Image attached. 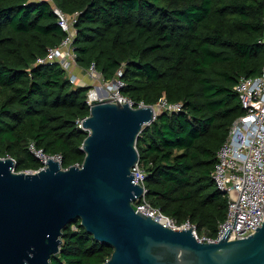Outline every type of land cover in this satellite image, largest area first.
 <instances>
[{"label": "trees", "instance_id": "trees-1", "mask_svg": "<svg viewBox=\"0 0 264 264\" xmlns=\"http://www.w3.org/2000/svg\"><path fill=\"white\" fill-rule=\"evenodd\" d=\"M78 12L73 45L84 68L120 77L136 102H182L161 110L138 136L147 199L201 233L217 235L228 196L216 185L217 153L245 112L235 86L264 66V0H0V155L36 170L35 141L83 163L91 84L73 83L59 62L40 63L67 36L54 10ZM123 73L119 76V70ZM51 264H104L114 247L77 218Z\"/></svg>", "mask_w": 264, "mask_h": 264}, {"label": "water", "instance_id": "water-1", "mask_svg": "<svg viewBox=\"0 0 264 264\" xmlns=\"http://www.w3.org/2000/svg\"><path fill=\"white\" fill-rule=\"evenodd\" d=\"M155 104L133 106L119 99L94 101L83 121L89 130L82 166L16 170L0 155V264H51L63 229L80 218L96 239L114 250L104 264H264V221L254 233L203 241L193 227L174 228L138 210L132 167L143 128L157 116Z\"/></svg>", "mask_w": 264, "mask_h": 264}, {"label": "built area", "instance_id": "built-area-1", "mask_svg": "<svg viewBox=\"0 0 264 264\" xmlns=\"http://www.w3.org/2000/svg\"><path fill=\"white\" fill-rule=\"evenodd\" d=\"M54 10L59 16L60 25L68 34L60 44L49 47L47 54L40 56L38 62H59L66 69V73L73 83L86 84L74 72V67L79 64L73 45L78 12L67 13L58 5H54ZM260 42H264V39H260ZM87 72L91 78L95 79L100 76L99 74L102 75L95 62L87 68ZM122 73L123 71L120 69L118 75L120 76ZM107 81V86L103 83L91 84L87 99L90 107L95 100L101 98L119 99L120 102H129L133 106L146 104L144 101L136 102L121 92V87L125 82L120 77ZM235 88L240 95L245 112L233 121L229 134L217 153L218 159L213 177L217 187L228 196L227 215L220 222L217 235L201 233L198 225L191 219L179 221L154 206L147 199V173L140 164V160L132 167V172L135 175L133 180L145 187L143 194L136 196L134 200L138 210L174 228L193 227L196 237L203 241L220 240L229 227L232 228L229 239L246 237L254 233L264 221V66L258 75L242 76ZM94 91H98L99 96L94 95ZM155 105H159L161 110L179 111L182 109L183 103L171 102L165 98ZM84 119L85 117L78 119L79 126L83 128H85ZM30 149L41 162L39 169L48 166L50 157L59 160L64 167V157L61 152L49 153L44 148L38 147L35 141L30 143ZM77 165L82 166L81 163H77Z\"/></svg>", "mask_w": 264, "mask_h": 264}, {"label": "crops", "instance_id": "crops-1", "mask_svg": "<svg viewBox=\"0 0 264 264\" xmlns=\"http://www.w3.org/2000/svg\"><path fill=\"white\" fill-rule=\"evenodd\" d=\"M74 72L78 75L81 81L85 82L86 84H94V82H91L92 79H90L91 77L89 76L87 69L80 64L74 67ZM96 84L99 85V82Z\"/></svg>", "mask_w": 264, "mask_h": 264}, {"label": "rangeland", "instance_id": "rangeland-1", "mask_svg": "<svg viewBox=\"0 0 264 264\" xmlns=\"http://www.w3.org/2000/svg\"><path fill=\"white\" fill-rule=\"evenodd\" d=\"M100 76L97 78V79H95V78H90V79H92L91 80V82H94V85L96 84V83H103V84H105L106 86H107V84H106V81L107 80H105L104 79V77L101 75V74H99ZM112 81V80H111ZM108 82V81H107ZM110 82V81H109ZM111 83V82H110ZM79 84H82V82H79ZM158 106V109H157V111L159 112V111H161V107L159 106V105H157Z\"/></svg>", "mask_w": 264, "mask_h": 264}, {"label": "bare ground", "instance_id": "bare-ground-1", "mask_svg": "<svg viewBox=\"0 0 264 264\" xmlns=\"http://www.w3.org/2000/svg\"><path fill=\"white\" fill-rule=\"evenodd\" d=\"M94 95H98L99 96V92L98 91H94ZM158 109V106H155V110Z\"/></svg>", "mask_w": 264, "mask_h": 264}]
</instances>
